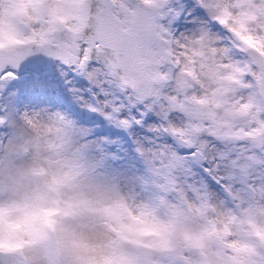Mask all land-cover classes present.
<instances>
[{
	"label": "snow or ice",
	"instance_id": "1",
	"mask_svg": "<svg viewBox=\"0 0 264 264\" xmlns=\"http://www.w3.org/2000/svg\"><path fill=\"white\" fill-rule=\"evenodd\" d=\"M0 174L75 264H264V0H0Z\"/></svg>",
	"mask_w": 264,
	"mask_h": 264
},
{
	"label": "clouds",
	"instance_id": "2",
	"mask_svg": "<svg viewBox=\"0 0 264 264\" xmlns=\"http://www.w3.org/2000/svg\"><path fill=\"white\" fill-rule=\"evenodd\" d=\"M17 168L26 171L23 164ZM16 179V192L10 197H0V235L13 242L35 241L23 249L29 264H75V257L82 249L76 246L74 237L88 243L102 239L99 233L82 229L70 218L49 216L57 207L51 202L57 199L56 194L48 193L47 202H41L35 198L36 185L20 175ZM3 180L4 175L0 174V182ZM48 218L57 221L55 230L44 223Z\"/></svg>",
	"mask_w": 264,
	"mask_h": 264
}]
</instances>
